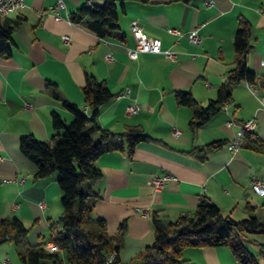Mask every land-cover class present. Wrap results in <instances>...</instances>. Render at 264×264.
Here are the masks:
<instances>
[{
    "label": "crops",
    "instance_id": "crops-1",
    "mask_svg": "<svg viewBox=\"0 0 264 264\" xmlns=\"http://www.w3.org/2000/svg\"><path fill=\"white\" fill-rule=\"evenodd\" d=\"M57 1L24 0L17 13L0 19L4 27L13 26L9 54L0 56V217L19 218L28 227L31 244L51 242L50 224L62 210L58 173L35 178V164L21 153L19 140L31 134L55 143L52 112L66 123L73 119L63 100L89 113L82 87L87 75H92L113 94L99 106L97 124L116 134L139 127L148 136L131 154L125 149V138L109 137L103 141L105 146L123 149L108 147L96 160L102 176L93 185L92 210L105 220L109 234L126 221L120 250L124 264L153 242V214L173 221L194 212L201 198L234 220L249 215L264 219V196L251 187L253 178L264 179V152L255 149L257 142L264 144V107L259 101L264 97V0H115L117 27L104 38L84 20L69 19L80 7L104 0H61L63 6L58 9ZM50 7L59 11L60 18H54ZM133 22L148 36L159 38L163 49L177 51V60L152 52L129 58L126 48L135 44ZM241 24L251 30L247 67L255 74L252 83L259 87V94H253L246 81L237 82L225 107L193 127L189 123L193 107L178 103L176 92L188 91L197 106L216 97L233 66V37ZM195 27L198 44L167 31L187 32ZM108 53L114 61L105 59ZM132 103L139 110L128 114L126 108ZM250 117L255 118V129L238 151L230 152L225 143ZM89 133L98 136L94 129ZM217 142L220 145L213 150L199 149ZM164 173L174 179L154 192L149 179ZM3 178L24 180L6 183L1 182ZM136 207L146 209L148 215L142 216ZM242 239L258 263L264 264V232L244 233ZM13 248L14 244L1 243L0 261L7 257L12 264ZM177 264L242 263L230 246L219 245L185 247Z\"/></svg>",
    "mask_w": 264,
    "mask_h": 264
},
{
    "label": "trees",
    "instance_id": "trees-1",
    "mask_svg": "<svg viewBox=\"0 0 264 264\" xmlns=\"http://www.w3.org/2000/svg\"><path fill=\"white\" fill-rule=\"evenodd\" d=\"M69 19L73 22L84 20L86 26L99 37H108L117 27L116 2L104 0L100 5L82 6L70 13ZM17 22L18 19L15 20ZM12 29L13 26L4 27L0 23V56L9 54ZM250 35L248 24L238 26L233 37V66L228 71L226 81L218 88L216 97L205 106H197L188 91L176 92L178 103L193 107L194 114L189 122L191 126L202 124L217 111L230 98L235 83L254 81L255 74L247 67ZM82 92L89 113L67 100H63L62 104L73 113L71 121L66 123L57 112H52L53 138L58 137L55 143L31 134L20 137L19 149L35 164V178L58 173L62 211L49 227L48 239L58 247L57 251L47 248L44 241L31 244L27 239L28 227L19 218L0 217V244L10 241L16 246L19 264H124L120 250L126 221L119 223L116 233L109 234L105 220L92 210L91 198L95 195L93 185L102 176L96 160L108 147L123 149L121 145L105 146L103 141L109 137L116 135L125 138V149L131 154L135 145L148 136L139 127H127L116 134L97 124L99 106L110 100L113 94L94 76L87 75ZM89 129L98 132L97 138L91 136ZM249 134L247 132L245 138ZM219 145L218 142L210 143L199 149L210 151ZM255 149L264 152V144L257 142ZM152 225L153 242L135 254L128 264H177L185 247L219 245L230 246L233 255L242 264H259L257 256L249 251L242 239L244 233L264 232V219L258 216L249 215L234 220L223 216L215 204L201 198L194 212L183 213L173 221H165L153 214Z\"/></svg>",
    "mask_w": 264,
    "mask_h": 264
},
{
    "label": "built area",
    "instance_id": "built-area-1",
    "mask_svg": "<svg viewBox=\"0 0 264 264\" xmlns=\"http://www.w3.org/2000/svg\"><path fill=\"white\" fill-rule=\"evenodd\" d=\"M23 6H24V0H0V18L7 17L9 15H13L17 13L18 10H20ZM62 6H63L62 1L58 0L56 5L57 9L61 8ZM50 10L55 19L60 18L59 11H57L56 8L50 7ZM259 11L263 13V8H259ZM40 13H45V11H41ZM130 30L134 37L135 44L133 47L126 48V53L129 58L135 59L139 52H152V53H160L164 57L170 59L171 61L177 60V51L170 49H163L161 40L159 38L148 36L142 30V28L136 23L133 22L130 24ZM167 31L169 33L176 34L178 37H184L191 44H198L200 42L198 27H195L187 32H183L176 28H167ZM62 38L66 42H68L69 40V37L67 35H63ZM105 59L110 62L114 61L113 56L109 53L105 55ZM262 64L264 65V60L262 61ZM247 86L249 87L251 92H253V94L255 95L259 94L258 86L254 85L251 82H247ZM120 95H122V93ZM259 101L261 105L264 107V97H259ZM220 107L224 108L225 102L221 104ZM138 110H139V106L135 103L128 105L126 108L128 114L137 113ZM256 124L257 123L254 117H250L242 121L239 128L233 134L231 139L225 143L226 149L229 150L230 152L238 151L243 145L245 134L247 132H252L255 129ZM170 179H174V176L164 173L159 175H153L149 179L148 183L154 192H159L160 189ZM23 180L24 178H20L19 180H15L14 178H3L1 182L8 183L12 181H19L20 183H22ZM251 187L256 193L264 196V179L260 177L253 178V180L251 181ZM135 210L138 211L139 214H141L142 216L148 215V211L146 209H141L136 207ZM46 247L53 251L58 250V247L52 242L47 243ZM0 264H10V263L7 258H3Z\"/></svg>",
    "mask_w": 264,
    "mask_h": 264
},
{
    "label": "rangeland",
    "instance_id": "rangeland-1",
    "mask_svg": "<svg viewBox=\"0 0 264 264\" xmlns=\"http://www.w3.org/2000/svg\"><path fill=\"white\" fill-rule=\"evenodd\" d=\"M62 211V210H61ZM59 216V215H58ZM58 216H57V219H58ZM4 243H10V244H13L12 242H10V241H7V242H4ZM13 246V245H12ZM10 257H11V262H12V264H19V260H18V256H17V252H16V250L13 248V249H11V252H10ZM4 258H7V257H4ZM3 259V258H2ZM1 259V260H2ZM8 259V258H7ZM8 261H9V259H8ZM1 262V261H0ZM9 263H10V261H9ZM65 264H69V263H65Z\"/></svg>",
    "mask_w": 264,
    "mask_h": 264
}]
</instances>
